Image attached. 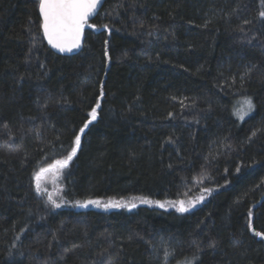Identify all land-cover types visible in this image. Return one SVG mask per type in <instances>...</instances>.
<instances>
[{"label":"trees","instance_id":"obj_1","mask_svg":"<svg viewBox=\"0 0 264 264\" xmlns=\"http://www.w3.org/2000/svg\"><path fill=\"white\" fill-rule=\"evenodd\" d=\"M38 7L0 0V264H264V0H105L65 55Z\"/></svg>","mask_w":264,"mask_h":264},{"label":"snow or ice","instance_id":"obj_2","mask_svg":"<svg viewBox=\"0 0 264 264\" xmlns=\"http://www.w3.org/2000/svg\"><path fill=\"white\" fill-rule=\"evenodd\" d=\"M102 0H39V13L42 17L41 28L43 29L44 37L48 40V43L51 44L54 48H58L61 52L71 51L73 48L80 46L81 37L83 35V30L88 24L89 18L95 14L98 6L101 4ZM260 17L264 18V11L259 13ZM89 27H96L95 25H88ZM103 27L107 28V25ZM107 41L105 44L107 45ZM108 55L107 48L105 50V56ZM103 95V92H101ZM99 104V102H98ZM243 104L247 106V111L241 109H236L234 114L237 115L240 119H244V116L251 112L253 109V104L250 98L245 97ZM172 113H169L171 116ZM97 116V109L94 107L89 113V121L85 122L84 127L80 129V133H83L88 127V124L95 120ZM81 136L76 135L74 146L72 147L71 152L63 160H58L54 165H49L48 168H42L39 172L34 174V180L36 185L37 193L41 192V179L45 173L51 171L55 167L64 168L67 167L69 161L72 160L73 156L76 154L77 148L80 146ZM241 169L238 166L236 171L239 172ZM227 183V181H226ZM212 189L204 188L201 190V195L195 199H189L187 202L180 200L177 202H165L161 203L160 201H151L146 198L140 199L141 203L152 204L155 203L160 207H165L167 204H172L176 207L178 212H186L189 208L193 207L195 204L199 203L205 198V195L210 194ZM48 199L51 202L54 208L60 207V204L52 198V194H48ZM80 207H87L89 204L109 208V207H121V203L110 201L108 203L102 204L99 200H85L83 202H77ZM125 207H135V204H126ZM252 212L249 211V229H252ZM254 231V229H252ZM255 235L261 238H264V232H255ZM164 255L166 260L171 257L172 253L165 249ZM195 257L185 258L183 264H193Z\"/></svg>","mask_w":264,"mask_h":264},{"label":"rangeland","instance_id":"obj_3","mask_svg":"<svg viewBox=\"0 0 264 264\" xmlns=\"http://www.w3.org/2000/svg\"><path fill=\"white\" fill-rule=\"evenodd\" d=\"M96 109L97 106L95 107ZM90 119V117H89ZM88 119V121H89ZM93 121V120H92ZM91 121V122H92ZM84 133V132H83ZM79 132V135L82 137V134ZM79 148V147H78ZM77 148V149H78ZM63 160V159H62ZM50 164V165H54ZM48 166H44L43 168H48ZM65 168V167H64ZM64 168H59L58 166L53 168L51 171L47 172L44 174V176L41 179V193L46 197V199L48 200V202L51 204V202L48 199V194L51 193L52 194V198L56 201V203L61 204L60 203V192H61V184H60V180H61V176L63 173ZM42 169V168H41ZM40 170H38L39 172ZM102 204L104 203H108L110 201H115V202H119L121 203V205H123L122 201H119L117 199L114 198H108V199H103V200H99ZM136 203H140V200H138ZM52 205V204H51ZM157 205V204H156ZM96 206V205H93ZM98 208H103V209H113V208H117V207H109V208H104V207H100V206H96ZM166 207V206H165Z\"/></svg>","mask_w":264,"mask_h":264},{"label":"water","instance_id":"obj_4","mask_svg":"<svg viewBox=\"0 0 264 264\" xmlns=\"http://www.w3.org/2000/svg\"><path fill=\"white\" fill-rule=\"evenodd\" d=\"M105 2V0H102V2H101V4L98 6V8H97V10H96V12H95V14L94 15H92L90 18H89V20L88 21H90L96 14H97V12L99 11V9L102 7V5H103V3ZM38 10H39V7H38ZM39 16H40V13H39ZM40 19H41V24H42V17L40 16ZM41 30H42V34H43V29L41 28ZM43 37H44V34H43ZM44 39H45V42L47 43V45L49 46V48H51V50H53L55 53H57V54H62V55H65V54H68V53H72V52H75V51H78V50H80L81 48H82V46H83V43H84V30H83V35H82V37H81V43H80V46L79 47H77V48H73L71 51H63V52H61L58 48H54L51 44H49L48 43V40L44 37Z\"/></svg>","mask_w":264,"mask_h":264}]
</instances>
